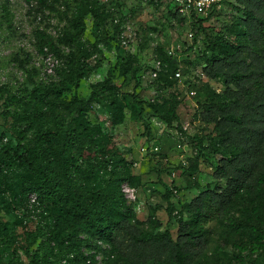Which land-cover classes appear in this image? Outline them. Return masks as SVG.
Segmentation results:
<instances>
[{
    "label": "rangeland",
    "instance_id": "obj_1",
    "mask_svg": "<svg viewBox=\"0 0 264 264\" xmlns=\"http://www.w3.org/2000/svg\"><path fill=\"white\" fill-rule=\"evenodd\" d=\"M83 3L92 11L84 33L69 45L60 39L73 0H0V149L21 141L52 172L60 160L57 147L66 137L50 142L42 132L65 134L79 123L83 129L87 125L83 145L72 148L85 172L84 184L104 185L113 169L129 177L120 191L131 225L152 242L140 247L131 233L122 231L111 245L81 233L87 239L84 254L91 264H173L170 247L156 241L166 231L176 240L190 227L191 206L203 193L233 191L236 160L231 151L248 150L255 158L249 164L250 180L264 170V135L230 123L226 111L200 107L228 102L235 91L216 72L249 63L244 50L230 52L226 62L210 63L213 55L225 57L222 46L228 50L245 41L242 6L239 0H223L211 16L190 18L168 0ZM206 17L199 28L197 19ZM210 41L221 45L209 50ZM70 52L84 71L77 87L65 68ZM107 83L115 87L114 94L104 90ZM132 93L165 117L174 113L172 127L144 106L141 117L150 126L146 134L140 107L125 97ZM78 103L80 115L75 111ZM3 173L14 189L21 170L11 166ZM247 183L234 190V203L220 217L203 224L208 236L197 239L191 264H203L205 255L209 264H264V221L254 223V241L229 237L235 220L243 219L249 208L240 197L247 194ZM48 207L34 194L20 202L0 184V264H66L54 257L42 233L51 219Z\"/></svg>",
    "mask_w": 264,
    "mask_h": 264
},
{
    "label": "trees",
    "instance_id": "obj_2",
    "mask_svg": "<svg viewBox=\"0 0 264 264\" xmlns=\"http://www.w3.org/2000/svg\"><path fill=\"white\" fill-rule=\"evenodd\" d=\"M223 1V0H222ZM74 4L68 7L70 17L67 20V29L61 36V41L67 43H76L85 30V19L91 13V8L83 3V0H73ZM241 8V16L246 27L243 43H237L233 48L228 50L222 46V52L225 57L212 56L210 63L226 62V56L230 52L247 53L249 63H239L238 67L226 73L216 72L215 76H223L227 83L233 84L235 91L231 92L230 100L227 102L211 101L202 104L200 107L208 112L226 111V119L235 126L246 129L249 132L263 136L264 135V0H239ZM213 8L208 12L211 16ZM198 17L191 14L190 18ZM197 19L199 28L206 21ZM219 43L210 41L209 50H214ZM233 61H231L232 63ZM66 70L69 75L75 78V86L84 77V71L76 59V53L70 52L66 58ZM104 90L114 94L115 87L110 83L103 85ZM40 92L39 88H36ZM104 92V91H103ZM140 108L139 116L145 125L146 134H150V126L142 117L144 106L150 108L154 114L165 123L168 127H172V119H176V115L171 113V118L162 115L156 107L147 102L137 100L134 93L127 94ZM76 102V100H74ZM81 103L75 107L78 115L81 114ZM87 125L83 129L81 123L78 127H71L65 134L61 130H56L55 134L50 131L42 132L43 136L50 142L59 138L66 139L57 148L60 154L57 169L51 172L48 167L38 159L35 151H28L21 141H18L15 147H5L0 149V184H4L6 189L14 199L20 202L28 200L30 195H36L38 203L47 204L51 214V219L47 225V229L42 231L45 235V241L52 244L51 252L58 261L66 262V264H91V260L82 250L83 244L87 239H81L80 234L83 233L89 238H100L109 242L111 245L115 243L117 234L125 231L133 235L134 243L140 247L150 244L152 239L138 236L135 229L131 225V212L126 204L120 186L124 181H130V178L121 176L112 170V177L104 185L84 184L85 172L77 165V159L72 153V148L83 145V130L87 131ZM41 135V134H40ZM68 136V138H67ZM57 144V143H55ZM54 144V145H55ZM55 151V148L50 147ZM56 155V151H55ZM233 160V174L231 179V188L233 191L229 194L220 192H205L198 197L195 204L191 206L190 212L192 218L189 222L188 229L179 232L177 239L173 240L170 233L166 231L165 236L161 237L156 243L162 246L170 247L171 256L174 260L173 264H191L196 261V252L194 251L200 244L199 238L208 236L207 229L203 224L208 220H214L221 216L223 211L233 204L234 195L237 187H242L248 181L247 194L240 195L243 201H247L249 208H245L243 219H237L234 222L230 238L237 237L239 240L254 241L256 230L254 223L264 221V170L258 175H254L253 179L249 177L253 170L249 164L255 160L250 156V151L239 153L231 151ZM17 167L21 170L16 187L7 186L5 181L4 169L8 167ZM247 166V167H246ZM261 191V194H259ZM233 196V197H232ZM242 201V202H243ZM30 216V209H27ZM199 251H202L200 247ZM114 254V253H113ZM1 262V261H0ZM209 264L206 261V255L203 264ZM137 260L132 264H143ZM151 264H168L163 262H154Z\"/></svg>",
    "mask_w": 264,
    "mask_h": 264
},
{
    "label": "built area",
    "instance_id": "obj_3",
    "mask_svg": "<svg viewBox=\"0 0 264 264\" xmlns=\"http://www.w3.org/2000/svg\"><path fill=\"white\" fill-rule=\"evenodd\" d=\"M177 10L187 16L191 14L205 15L220 5L222 0H168Z\"/></svg>",
    "mask_w": 264,
    "mask_h": 264
}]
</instances>
